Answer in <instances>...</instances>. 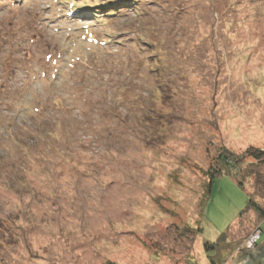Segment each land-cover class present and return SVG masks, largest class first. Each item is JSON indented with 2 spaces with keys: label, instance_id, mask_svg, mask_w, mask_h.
<instances>
[{
  "label": "rangeland",
  "instance_id": "rangeland-1",
  "mask_svg": "<svg viewBox=\"0 0 264 264\" xmlns=\"http://www.w3.org/2000/svg\"><path fill=\"white\" fill-rule=\"evenodd\" d=\"M0 117V264H245L257 227L264 246L239 221L253 178L216 177L198 211L222 148L264 150V0H0Z\"/></svg>",
  "mask_w": 264,
  "mask_h": 264
},
{
  "label": "trees",
  "instance_id": "trees-1",
  "mask_svg": "<svg viewBox=\"0 0 264 264\" xmlns=\"http://www.w3.org/2000/svg\"><path fill=\"white\" fill-rule=\"evenodd\" d=\"M125 2L128 3V1ZM135 3L136 1L132 2V4L130 3L129 6L134 5ZM115 4L116 3L104 4L106 6L111 5V8H109L108 13H122L123 10L126 9V7L124 6H114ZM94 14L97 15L96 13ZM0 127H2L1 124ZM248 158L251 159L253 163L246 164L245 162ZM224 175L229 177L233 176L235 179H237L238 185L242 189L246 188L243 179L247 180L253 178V192L248 191L249 193L247 194V203L244 210L240 213L239 221H241L242 217H244L250 211H253L256 215H258L260 219H264V150L256 147H249L243 154L236 155L222 148L221 152L215 159V165H210V168L206 172V181L209 180V182L207 183L205 181V189L203 191L204 194L202 195V199L198 203V211L200 215L202 214L204 206L206 205V201L208 199L207 195L209 194L210 187L214 179L216 177ZM164 212L170 214V212ZM170 231L173 232V234L175 235L174 239H177V241L181 240L185 235H189L187 234L188 232L193 233L192 239L193 241H195L196 237L201 233V229L199 228H196V231L194 232L193 228L188 225L179 228L177 225L172 224L166 228L162 235L166 237V234H169ZM255 231H258L261 236V230L259 227H257L254 232ZM162 235L156 236L158 238L157 240H153L152 238H150L149 241H151L153 244L161 242L159 241V239ZM228 236L230 235L227 233L221 234L217 239V244L219 243L222 245V243L226 242ZM207 248L212 247L207 245Z\"/></svg>",
  "mask_w": 264,
  "mask_h": 264
},
{
  "label": "water",
  "instance_id": "water-1",
  "mask_svg": "<svg viewBox=\"0 0 264 264\" xmlns=\"http://www.w3.org/2000/svg\"><path fill=\"white\" fill-rule=\"evenodd\" d=\"M263 252H264V250H263ZM245 255H249V254H245ZM245 264H264V254H262L261 256L259 255L256 257H250V258L246 259Z\"/></svg>",
  "mask_w": 264,
  "mask_h": 264
},
{
  "label": "flooded vegetation",
  "instance_id": "flooded-vegetation-1",
  "mask_svg": "<svg viewBox=\"0 0 264 264\" xmlns=\"http://www.w3.org/2000/svg\"><path fill=\"white\" fill-rule=\"evenodd\" d=\"M256 249H259L258 252L255 251ZM263 250H264V246L263 245L261 246V244L257 243L256 246L253 247L252 251L247 253L249 254L247 259L250 257L259 256V255L261 256L262 254H264Z\"/></svg>",
  "mask_w": 264,
  "mask_h": 264
},
{
  "label": "built area",
  "instance_id": "built-area-1",
  "mask_svg": "<svg viewBox=\"0 0 264 264\" xmlns=\"http://www.w3.org/2000/svg\"><path fill=\"white\" fill-rule=\"evenodd\" d=\"M260 238V233L258 231H255L250 237H249V245H251L252 247L256 246V244L258 243Z\"/></svg>",
  "mask_w": 264,
  "mask_h": 264
}]
</instances>
